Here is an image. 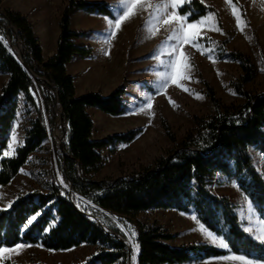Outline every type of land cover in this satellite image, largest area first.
I'll return each mask as SVG.
<instances>
[{"label": "trees", "instance_id": "1", "mask_svg": "<svg viewBox=\"0 0 264 264\" xmlns=\"http://www.w3.org/2000/svg\"><path fill=\"white\" fill-rule=\"evenodd\" d=\"M2 3L0 0V35L5 40L12 36L9 22L17 28L25 48L24 62L47 83L33 78L16 55L8 51L9 46L0 41V72L8 75L0 93V186L8 185L30 156L42 148L51 135L50 125L57 124L60 113L68 137L46 183L48 192L34 190L20 195L11 208H0L4 209L0 211V244H40L54 251L89 244L98 250L82 264H133L131 250L118 236L103 229L95 207L128 218H136L150 209H174L194 213L208 229L225 235L233 252H261L264 246L242 230L235 205L228 197L215 195L209 189L213 177L220 174L236 181L254 205L264 206V174L256 167L251 153L255 149L264 154V92L254 93L243 86L254 74L250 57L241 52L229 54L244 71L240 81L234 84L243 102L223 104L208 87L213 111L194 116L193 127L183 139L179 140L163 120L172 148L131 175L99 181L94 176L103 167L100 150L131 143L142 132V128H136L95 139L94 121L88 109L98 108L112 116L125 113L126 89L122 85L108 96L100 92L78 96L74 77L67 69L75 55L93 54L91 47L76 43L84 33L71 27L74 12L83 9L112 17L108 3L68 0L59 20L56 53L47 59L29 18L4 8ZM185 11L191 13L190 19H195L214 9L200 0H190L181 9ZM20 95L34 110L35 117L25 128L23 144L14 155L3 157L19 111ZM60 176L73 191L63 188L58 182ZM36 212H41L37 221L24 229L27 219ZM256 212L264 219V207H257ZM134 225L135 242L140 249L134 264H182L228 254L208 243L172 245L176 235L158 220L138 218ZM49 227L51 230L45 232ZM5 264L17 263L7 259Z\"/></svg>", "mask_w": 264, "mask_h": 264}, {"label": "rangeland", "instance_id": "2", "mask_svg": "<svg viewBox=\"0 0 264 264\" xmlns=\"http://www.w3.org/2000/svg\"><path fill=\"white\" fill-rule=\"evenodd\" d=\"M88 1L107 2L113 15L119 4V0ZM67 2L68 0H41V11L50 29L54 27L59 11ZM203 3L214 9L212 12L216 13L218 26L222 29V32L205 30L204 43L213 49L212 55L215 63L208 58L207 54H202L191 45L185 46V51L191 58L192 67L190 68L191 79L185 80L184 83L192 91L185 92L176 85H170L167 89L168 95L176 101L178 107H174L164 94H154L153 85L159 83L156 72L163 71L164 67L160 65L159 60L150 58L168 40L174 25L161 24L153 35L148 25L151 10L141 8L122 25L115 38L108 39L109 28L105 32L104 36L109 44L118 46L121 57L123 56L125 72L119 86L123 85L126 89L123 96L126 111L121 115L112 116L89 108L88 111L94 121V138L102 139L110 134L124 133L136 128H142V132L131 143H121L115 149L102 148L100 151L103 156V167L94 179L102 181L131 175L142 167L152 164L172 148L173 143L163 127V120L167 121L179 140L183 139L188 130L193 127L194 116H205L213 111L211 99L207 95L208 87L215 91L217 98L223 104L243 102V97L235 91L234 84L240 81L244 71L241 64L229 56L231 52L245 54L250 57L253 64L254 74L249 81L244 83V88L254 93L264 92V0H233L242 18L246 21L244 31L237 26L235 16L232 14V5H229L227 0H204ZM2 5L4 8L13 10L15 8L26 9L31 6V0H3ZM99 17L101 15L98 13L87 15L89 20L99 19ZM85 33L89 40H92L93 36L102 37L103 34L92 27ZM6 41L15 55L21 52L23 54L25 48L17 43L14 33L8 36ZM168 43L172 44L175 41H168ZM90 45L93 51H98L99 47L94 39ZM114 57L116 58V55ZM162 59H167V57H162ZM119 63V68H122L120 61ZM35 75L39 77L36 73ZM7 79L8 75L0 72V93ZM146 93H152L155 97L152 109L155 113L154 117L147 111H138L139 105L145 100ZM193 93H200L202 98H196ZM33 117H35L34 110L26 105L23 96L20 95L19 111L9 133V140L14 129L17 133L15 151L23 144L25 128ZM57 124L50 125L49 139L43 142L40 150L30 156L28 162L22 167L24 172L20 171L8 185L0 186V208H8L10 201L14 203L20 195H26L34 190L48 192L46 183L50 181L55 159L59 151L63 150L62 147L68 137L65 127L58 128ZM251 153L256 167L264 174V156L258 150L253 152L251 149ZM231 181L234 180H228L227 177L216 174L209 189L215 195L228 197L235 205V210H238L239 218L241 217L242 222L247 225L249 210L243 199L244 193L240 188L233 186ZM95 210L102 225L108 231L113 233L115 230L119 231L115 234L131 250V263L133 264L136 262L138 252L133 251L127 232L135 231L134 223L138 218L158 220L176 235L171 241L172 245L210 244L198 230L196 221L192 219L194 213H183L174 209H150L139 213L136 218H128L96 207ZM255 219L256 217L253 216V227H255ZM133 239L135 241V237ZM31 245L33 246L22 249L18 255H10L6 260L9 259L17 264H82L98 250L96 246L89 244L58 251H50L40 244ZM182 264H229V262L207 258Z\"/></svg>", "mask_w": 264, "mask_h": 264}, {"label": "snow or ice", "instance_id": "3", "mask_svg": "<svg viewBox=\"0 0 264 264\" xmlns=\"http://www.w3.org/2000/svg\"><path fill=\"white\" fill-rule=\"evenodd\" d=\"M190 0H119L118 7L116 8L114 15L112 17H105L107 22L109 32L108 39L115 38L117 33L121 30L122 25L130 20L136 12L141 8H147L151 11L149 12L150 31L154 35L158 31L161 24L174 25L168 40L160 46V48L153 53V59H157L160 65L164 67L163 71H157L156 76L159 78V83L153 85L154 94H164L167 96L168 101L174 106L178 107L176 101L168 95L167 89L170 85H176L185 92H191L192 90L186 87L184 81L191 79L190 68L191 58L185 51L186 45H191L192 48L197 49L202 54H207L208 58L215 63V58L212 55L213 49L207 47L204 43L205 30H213L216 32H222V29L218 26L216 19V13L208 11L206 15H201L198 18L190 19V12H181V9L185 4L189 3ZM201 3L204 0H200ZM229 5H232V14L235 16L236 24L241 31H244L246 26V21L242 18V14L237 6L233 3V0H227ZM111 10V9H110ZM0 41H3L7 45L5 38L0 35ZM168 41H175V43L169 44ZM12 52V49H8ZM111 49L106 51L105 55H110ZM14 55V53H13ZM162 57H167V59H162ZM196 98H202L200 93H193ZM154 95L152 93L145 94V100L139 105L138 111H147L151 116H155L152 111L154 104ZM17 142V133L15 129L12 131L11 139L8 142L7 149L3 150V157H10L15 154L14 145ZM11 150V151H9ZM24 172V169H20ZM58 182L63 186L64 189H68L69 185L64 182L62 176L58 177ZM233 186L239 188V184L236 181H231ZM244 202L249 210V215L247 218V225L243 222L241 223L242 230L248 233L251 238L259 242L261 246H264V219L260 218V215L256 213L257 207H264L260 205H254L252 200L249 199L247 194L243 196ZM12 201L7 205L8 208L12 207ZM90 203V201L88 202ZM4 209H0L3 211ZM41 215V212H36L31 215L26 223L23 225L25 229L37 221V218ZM253 216L255 219V227H253ZM192 219L198 224V230L204 235L205 239L213 246L220 247L228 252L227 255H222L219 257H212L210 260L229 262V264H264V248L261 249L260 253L248 252L236 253L231 250V245L225 235H218L216 232L208 229L203 223H200L195 215H192ZM129 228L131 226H128ZM51 228L44 229L45 232L50 231ZM128 239L132 242V249L134 252H139V244L134 241L136 232L130 230L127 232ZM33 245L28 243H16L12 246L7 244H0V264H5L6 258L10 255H18L20 251L24 248L32 247ZM52 251V249H50ZM135 260V256H133Z\"/></svg>", "mask_w": 264, "mask_h": 264}, {"label": "crops", "instance_id": "4", "mask_svg": "<svg viewBox=\"0 0 264 264\" xmlns=\"http://www.w3.org/2000/svg\"><path fill=\"white\" fill-rule=\"evenodd\" d=\"M14 10L26 15L34 25V30L39 37L44 57L47 59L54 55L57 50V42L60 34L59 20L62 10L59 11L52 29L49 28V23L44 17L43 11H41V0H31V6L28 8H15ZM91 14L83 9L76 10L72 16L71 27L73 30H79L84 33L83 36L76 39L78 45L92 47L90 43L94 39V42L98 44V51H93V54L89 57L75 55L67 64V69L69 74L74 77L78 96L89 92H100L102 95L108 96L121 84L125 72V65L122 59L123 56L121 57L120 48L114 44H109L108 39L104 36L108 29L105 17L109 16L100 14L101 17L99 19L89 20L87 15ZM91 27L97 32L103 33L102 37L93 36V39L89 40L85 31ZM109 48L111 49L110 55H105L104 53ZM114 55H116V58ZM119 61L122 64V68H119ZM93 109H96L99 113L106 114L98 108ZM252 151L257 150L252 149ZM261 154L264 156L263 153ZM236 212L239 214L238 210ZM241 221L243 220L241 219Z\"/></svg>", "mask_w": 264, "mask_h": 264}, {"label": "water", "instance_id": "5", "mask_svg": "<svg viewBox=\"0 0 264 264\" xmlns=\"http://www.w3.org/2000/svg\"><path fill=\"white\" fill-rule=\"evenodd\" d=\"M9 29H11L13 31V33L15 34L16 36V40H17V43L21 46H24L23 43L19 40L18 38V30L17 28L11 23L9 22ZM17 59L21 62V64L25 67V69H27V71L30 73V75L35 78V79H40L44 84L47 83V80L45 78H40L38 76L35 75V73L26 65V63L24 62L23 60V54L21 52V54H18L16 55ZM58 128H63L64 127V124H63V121H62V113H60L59 115V120H58V124H57ZM63 151H64V147H62ZM70 191H73V188L72 186H70ZM94 219L97 220V217L93 216ZM103 229L109 233V234H112L114 236H117L115 233L113 232H110L108 231L103 225H102ZM121 239V238H120ZM122 240V239H121ZM123 241V240H122ZM124 242V241H123Z\"/></svg>", "mask_w": 264, "mask_h": 264}]
</instances>
